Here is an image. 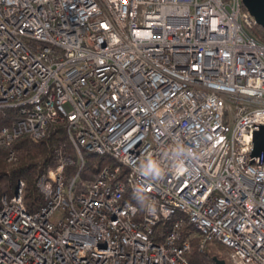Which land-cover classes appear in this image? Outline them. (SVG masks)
<instances>
[{"label":"built area","instance_id":"1","mask_svg":"<svg viewBox=\"0 0 264 264\" xmlns=\"http://www.w3.org/2000/svg\"><path fill=\"white\" fill-rule=\"evenodd\" d=\"M256 25L242 0H0V146L65 125L80 166L39 178L35 213L25 181L3 196L0 264H194V239L264 264ZM84 152L112 163L78 189Z\"/></svg>","mask_w":264,"mask_h":264},{"label":"trees","instance_id":"2","mask_svg":"<svg viewBox=\"0 0 264 264\" xmlns=\"http://www.w3.org/2000/svg\"><path fill=\"white\" fill-rule=\"evenodd\" d=\"M256 31L261 33L264 39V29L256 25ZM19 115L18 109H0V131L5 126H11ZM11 152L15 153L16 159L9 161ZM85 165L80 171L78 189L84 183L93 182L101 168L111 160L88 152L83 153ZM64 157H70L73 163H66V181L70 183L79 172L80 166L77 161V153L70 143L65 125L52 126L47 136L40 142H33L26 135L17 138L11 145L0 146V210L3 196L12 197L15 194L19 181H25L24 199L30 213L37 212L45 203L44 197L38 188L39 178L49 169L59 165ZM193 230V226L187 220L184 225L185 235ZM221 244L209 243L201 250L199 240L192 241L190 260L194 264H216L214 258L216 249ZM220 257V256H217Z\"/></svg>","mask_w":264,"mask_h":264},{"label":"water","instance_id":"3","mask_svg":"<svg viewBox=\"0 0 264 264\" xmlns=\"http://www.w3.org/2000/svg\"><path fill=\"white\" fill-rule=\"evenodd\" d=\"M243 5L254 17L257 25L264 29V0H242ZM258 159V163H264V125L258 126L254 133V145L251 160ZM216 264H227L224 260L214 258Z\"/></svg>","mask_w":264,"mask_h":264},{"label":"clouds","instance_id":"4","mask_svg":"<svg viewBox=\"0 0 264 264\" xmlns=\"http://www.w3.org/2000/svg\"><path fill=\"white\" fill-rule=\"evenodd\" d=\"M142 174L144 176H151L153 179L157 178L159 175V173L156 170L155 165H153L152 163L148 165L147 171H144Z\"/></svg>","mask_w":264,"mask_h":264},{"label":"rangeland","instance_id":"5","mask_svg":"<svg viewBox=\"0 0 264 264\" xmlns=\"http://www.w3.org/2000/svg\"><path fill=\"white\" fill-rule=\"evenodd\" d=\"M256 35L257 36H263L261 33H259L258 31H257V33H256ZM228 251V249H227V247H223V246H221L219 249H216V255L217 256H222V257H224L225 256V253Z\"/></svg>","mask_w":264,"mask_h":264}]
</instances>
